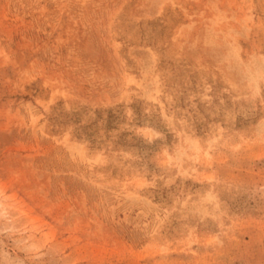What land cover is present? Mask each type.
<instances>
[{"label":"rangeland","instance_id":"374dc122","mask_svg":"<svg viewBox=\"0 0 264 264\" xmlns=\"http://www.w3.org/2000/svg\"><path fill=\"white\" fill-rule=\"evenodd\" d=\"M0 264H264V0H0Z\"/></svg>","mask_w":264,"mask_h":264}]
</instances>
